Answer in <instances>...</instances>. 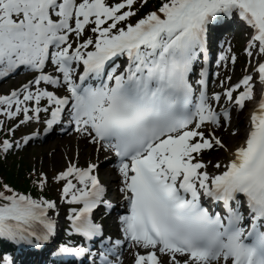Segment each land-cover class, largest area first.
Returning a JSON list of instances; mask_svg holds the SVG:
<instances>
[{
	"label": "snow or ice",
	"instance_id": "1",
	"mask_svg": "<svg viewBox=\"0 0 264 264\" xmlns=\"http://www.w3.org/2000/svg\"><path fill=\"white\" fill-rule=\"evenodd\" d=\"M135 3L0 0V79L22 67L38 74L21 89L0 95V115L11 120L22 113L23 124L38 122L42 111L50 113L46 125L51 131L67 112L77 132L115 153L120 191L128 201L122 230L126 240L146 250L135 254L134 264H165L163 257L167 264H264V96L243 144L227 164L213 165L222 171L210 174L198 157L223 144L201 129L230 117L209 102L203 67L196 81L201 88L190 82L201 57L207 61L208 33L222 21H241L250 35L247 55L255 49L264 57V0H161L156 10L130 22ZM86 30L93 35L84 38ZM48 64L59 75L46 74ZM257 71L264 84V63ZM252 81L245 76L224 96L243 108L253 99ZM42 83L67 94L42 89ZM211 99L219 102L221 96ZM42 100L48 107H40ZM2 147L7 152L12 144L4 140ZM96 167L70 165L59 176L67 181L63 198L82 205L69 216L72 229L88 240L102 235L93 211L101 204L111 207L93 175ZM5 191L12 194L0 191V242L33 248L51 243L57 226L48 214L55 202L7 186ZM58 252L91 254L66 244ZM3 259L12 264L11 257ZM101 259L111 264L107 254Z\"/></svg>",
	"mask_w": 264,
	"mask_h": 264
},
{
	"label": "rangeland",
	"instance_id": "2",
	"mask_svg": "<svg viewBox=\"0 0 264 264\" xmlns=\"http://www.w3.org/2000/svg\"><path fill=\"white\" fill-rule=\"evenodd\" d=\"M228 37L230 39L231 35L228 34ZM84 38H86V35ZM243 38L244 37L242 32L236 33V36L232 41L233 45L235 43L237 44V47L236 44L232 46L231 54H230L236 57L235 63L233 65H230L229 59H227L223 64L221 80H222V84L223 85L225 84V86L234 83L240 74L249 71V68L246 63L245 65H242L243 62H247L248 60V58L244 56L242 53V49H244V43H245V39ZM73 39L74 37H71V40ZM32 78L33 75L31 74L22 76L21 74L17 73L14 76H8L3 81L0 80V95H9L13 90L21 89L23 85L31 81ZM218 87L221 88V86ZM42 89L48 90L46 87H42ZM33 91H35V89H33ZM29 107H34V105L29 104ZM40 107L42 108L48 107L47 102L45 101V106H40ZM18 116H19V125H17L16 127H17V131L19 132H24V130L31 129L34 124L38 126L40 125L45 126L46 121L51 118L50 113H45L42 111L40 113V119L38 122L36 120H32L22 124L21 121L23 120V114L21 113ZM2 117L3 115H0V118ZM246 119H247V111L245 112L242 111L241 113H236L232 117L231 123L228 126L222 125V128L218 129L217 125H210L209 127L205 126L201 130L202 131L205 130V132L210 131L211 133L212 132L216 133L215 131H217V134L223 131L224 133L222 134L223 139L227 137L228 139H230L229 142L231 141V143L233 142V144L234 143L237 144L242 138L240 134L244 131V128L241 129L242 128L241 127L239 129L237 124L240 120H243V125H244ZM14 123L15 122H11L10 126H12ZM234 128H236L237 130H241L242 132L237 136H235L236 134L234 133ZM60 131L61 130H58L55 136L53 137L51 136L50 138H48L43 142L40 140L41 143L38 142L35 144H30L32 146L29 145L30 149L28 152H26L27 162L30 165V167H34L36 169L38 168L40 170L42 169V171L44 172L43 175H44V180L46 182V186L48 187V191L51 193L53 198L51 202H55L56 204V208L54 209V211H56V213L59 215V216H50V217L55 220V222L59 227L65 225L67 223V218H68V203L66 202L67 200L63 202L61 199H59L58 188L60 186H58V188L55 187L57 183H61V185L67 183V181L59 179L58 176L60 175V173L65 172V169L68 168L70 165H75L78 168H82L85 164H87L86 162L87 160H90L89 161L90 163H94V162L100 163L101 165L98 166L97 170H102L104 168H107V166H110L109 162L101 163L105 159V157H107V155L106 153L103 152V148L101 150L99 149L98 151H95L96 144L90 142L91 139L90 137L83 135L77 131L73 132L74 135L67 134L62 136L59 134ZM41 134L42 133L39 134V137H37V139H40ZM85 142H88L90 144V148L88 146H84ZM228 143L226 142L224 144L228 146ZM228 147H230V145ZM220 148L221 151L219 152V156L213 157L211 159L203 160V162L207 165H209V163L213 161L217 163L220 162L223 163L227 158V152H226L227 147L223 145V147ZM77 152L78 153L80 152L81 155L85 154L86 155L85 159H80L79 158L80 156H77ZM96 152L103 153V156L97 159L94 158L93 155ZM49 169H52V172L49 173L48 171ZM206 170L208 171V168ZM218 170L220 169L214 168V172H217ZM54 173L56 174L55 177H54ZM69 179H72L73 183L77 184V187H80V185L73 177H69ZM101 179H102L101 181L107 184V178L104 176V174L101 176ZM55 180H57L56 183H53ZM107 189L109 190L108 193L109 195L107 194V198H109V201L111 203H114L118 206L121 201L120 200L121 197L114 199L115 197L111 196L113 192V186H111L110 188L107 187ZM115 213H111L108 217L107 215L103 216L105 218H103L100 215L98 216V219L100 221L103 222L105 220V228L113 237L117 236L120 231L117 225L118 221L117 219H114ZM111 216L113 217L112 220H110ZM106 223L109 224V226H107ZM126 249H128V247ZM128 255H130L132 262H134V254L131 255L130 253H127V256ZM164 261L166 263V260Z\"/></svg>",
	"mask_w": 264,
	"mask_h": 264
},
{
	"label": "trees",
	"instance_id": "3",
	"mask_svg": "<svg viewBox=\"0 0 264 264\" xmlns=\"http://www.w3.org/2000/svg\"><path fill=\"white\" fill-rule=\"evenodd\" d=\"M160 3L161 0H147L146 4H142L141 0H138L133 6L136 16L131 18V22L156 10ZM6 137H8L7 134H3L0 130V191L4 192L5 195L10 194V192L5 191V186H8L7 188L13 191L17 189L29 191L32 194L36 195L38 193L39 195L42 194L50 198L51 194L48 190H41V176H39L35 168H31L27 162L26 152H28L30 148L25 149L23 152H19L13 146L10 150L5 152L2 147V139ZM229 140L230 139L227 137L223 139L224 143H228ZM220 151L218 147L212 150H205L198 158L202 160L211 159L219 156ZM79 156V158H81V155ZM85 157L86 155H84L82 159H85Z\"/></svg>",
	"mask_w": 264,
	"mask_h": 264
},
{
	"label": "bare ground",
	"instance_id": "4",
	"mask_svg": "<svg viewBox=\"0 0 264 264\" xmlns=\"http://www.w3.org/2000/svg\"><path fill=\"white\" fill-rule=\"evenodd\" d=\"M220 47L222 46V43L220 42L219 43ZM55 73V72H54ZM255 109H251L247 115V119L246 121L244 122V125H243V120H240L238 122V127L239 129H243L244 128V131L242 132L241 130H237L236 128H234V132H236L235 136H237L238 134H240L241 132V140L237 143V144H233V142L228 144V146L230 145V147L227 146V149H226V152H227V158L226 160L221 163V164H227L232 158H233V153L236 151V149L238 147H240L243 142H244V139L247 135V132H248V129H249V122H250V114L254 111ZM68 134V133H67ZM66 134V135H67ZM73 134V133H71ZM233 144V145H232ZM232 145V146H231ZM84 146H88L90 148V144L88 142H85L84 143ZM103 152H105V150L103 149ZM103 156V153H99V152H96L93 157L94 158H100ZM111 162L112 164H109L110 166H107V168H104L102 170H94V173L97 174L98 176H102L104 174V176L107 178V184L105 183L106 187L110 188L111 186H113V192H112V195L113 197L117 198V197H123V200H121V202L125 201V193L121 192L120 189L122 187V184H121V176L118 172V165L116 163H114V161H111L109 160L107 157H105V159L101 162V163H104V162ZM217 162L213 161V162H210L209 165H208V172L210 174H218L220 171H222L223 169H220L218 170L217 172H214V167L213 165L216 164ZM109 193V190L107 191ZM109 195V194H108ZM123 204V203H121ZM53 210V209H52ZM52 210H49V212H51ZM104 227H105V220H104V223H103ZM57 226V225H56ZM57 228V227H56ZM56 232H58V228L56 229ZM62 245V244H60ZM106 248V245L105 247ZM143 249H139L137 248L134 244H132L129 248V252L130 253H134V252H138V251H141ZM97 254L98 253H95L94 255H84L81 257V259L79 260H67L65 263H60L58 262V259L56 257V253H54L51 257L45 259L43 257H39L36 261H35V264H102L101 261H97L96 258H97ZM117 257L119 259H117ZM130 257V256H128ZM125 253L122 255V256H118L116 255L114 257V260L116 262H118L119 264H128L130 262V260H126L128 258Z\"/></svg>",
	"mask_w": 264,
	"mask_h": 264
}]
</instances>
